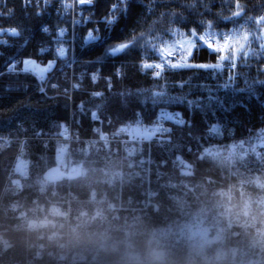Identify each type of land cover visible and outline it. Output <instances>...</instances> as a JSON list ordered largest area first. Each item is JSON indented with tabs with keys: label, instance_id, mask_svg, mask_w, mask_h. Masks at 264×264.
I'll list each match as a JSON object with an SVG mask.
<instances>
[{
	"label": "trees",
	"instance_id": "16d2710c",
	"mask_svg": "<svg viewBox=\"0 0 264 264\" xmlns=\"http://www.w3.org/2000/svg\"><path fill=\"white\" fill-rule=\"evenodd\" d=\"M110 2L97 0L96 13L82 11L87 19L80 18V25L75 26L72 67L67 65L71 56L54 54L60 44L54 40L55 30L65 26L72 32L68 17L60 16L61 7L46 8L41 0H9L0 5V25L21 32L20 37L8 36L7 44L0 45V141H12L8 156L0 155V198L5 182L2 167L14 165V152L19 139L24 138L30 175L16 197L22 206L41 187L73 192L77 199L74 206H93L87 202L91 193L104 199V206L117 202L114 198L120 199L121 206H147L142 204L145 191L154 192L140 218L106 216L79 224L73 245L80 252L96 249L102 242L119 241L115 235L126 229L141 260L149 251L160 250L167 264H264V85L254 83L264 80L261 37H252L244 49L248 55L238 57V76L227 88L223 85L231 74L229 61H224V69L216 75L212 70L186 68L165 70L155 78L151 70L139 68L142 61L159 63L163 59L160 49H172L169 59L179 62V48L173 43L188 37L193 29L197 35L210 33L218 40L220 34L227 35L242 25L250 31L255 24L246 21L249 16L264 15V0H241L247 14L237 18V23L225 19L234 10L227 0H129L127 11L109 32L96 21ZM38 11L42 15L38 16ZM44 26L48 33L41 31ZM94 28H99L94 34L101 36L100 41L84 45L78 37ZM133 41L125 55L103 58L106 49ZM42 47L49 51L41 55ZM219 56L200 46L189 62L211 64L218 62ZM26 59L43 65L55 61L45 74L44 92L31 75L7 72L9 61ZM121 67L123 75L116 76ZM97 70L101 78L92 82L91 75ZM72 83L79 87L72 88ZM209 88L218 101L209 99ZM94 91L103 95L94 97ZM161 111L174 117L180 114L185 124L167 121L172 129L169 135L128 153L131 159L151 158L148 184L140 185L145 177L121 161L118 147L97 144L85 149L78 144L94 139L99 127L112 141L127 138L137 121L152 124ZM91 113H97L96 121ZM70 119L78 123L79 141L62 153L53 140ZM213 126L219 132L212 133ZM38 130L43 131V139L37 138ZM176 158L184 161L181 169L170 165ZM121 163L123 171L131 173L122 184L114 174ZM54 168L60 172L59 181L47 183L43 177ZM11 198L3 196L4 206ZM245 211L249 223L238 229L237 237L213 238L216 226ZM19 225L20 221L0 209V264H12L22 257L24 233ZM226 246L233 249L226 253Z\"/></svg>",
	"mask_w": 264,
	"mask_h": 264
},
{
	"label": "built area",
	"instance_id": "2783aa9c",
	"mask_svg": "<svg viewBox=\"0 0 264 264\" xmlns=\"http://www.w3.org/2000/svg\"><path fill=\"white\" fill-rule=\"evenodd\" d=\"M7 1L9 0H0V5L4 6ZM41 2L46 8L48 7L52 10H54V8L56 9V6L61 7L62 10H59V13H62V15L60 16L64 18L68 17V20L71 22L72 32H70L65 26L56 29L54 32L56 36L54 40H57L60 29L65 30L66 36L59 38L61 43L56 45L55 49L57 50L58 47L66 48L69 45V40L71 41L70 38L75 41L74 30L76 29V25H80L81 21L79 19L82 17L87 19V16H83V12L80 9L81 6L78 5L74 7L73 15H71L70 12L63 9L60 0H48L47 4L44 0H41ZM36 8L41 10L40 6H36ZM75 12H78V17H76ZM77 21H79V23H76ZM0 29L7 30L10 28L0 25ZM8 36L9 35L7 34H0V40L7 41ZM72 46L73 45L70 46L71 49ZM70 56V67H72L73 53H71ZM177 58L181 60V54H178ZM17 62V65H19L20 61ZM16 71H19V69H16ZM71 85V87L74 88L73 85L76 84L72 83ZM158 118L152 123V125L143 122L135 125L136 138H133L132 140L129 138H123L118 141H112L105 134L106 139L104 141L95 138L82 140L86 143L84 148L89 149L97 144H101L107 148L111 146L118 147V152L121 153V161L125 162L129 168H136L142 173L145 178L143 181L141 180L140 185H144V183H147L150 170V163L146 161V158L148 157L139 156L131 159L128 158V153L141 148L144 143L150 142L156 137L166 136L171 133H158L162 127L170 128L166 124V120H158ZM98 121L99 124H101V121ZM74 122L76 121L72 119L69 121L70 124H74ZM67 123L68 122L64 124ZM69 129L71 132V126ZM100 131L101 127L95 129V133L97 134H100ZM40 134V130L37 131V136ZM141 134H144V136H141ZM77 141H79V137L77 136L76 131H73L70 133V141H67L66 145L68 146L72 144V142ZM25 143L26 139H19L17 149L13 155L15 156V154H17L19 160H16L15 158V163L10 167L11 169L8 170V173L6 172V169L2 167L5 182L7 181L2 197L4 195H9L13 198L8 200L7 206H0V209L3 211V214H11L12 218L20 221L19 228L24 233L22 257L20 260L14 261L12 264H76V262H81V264H135L132 258L139 257V255L135 245L128 240L129 232L126 229L121 230V232L117 234V236H119V241L112 243L102 242L96 249L90 250L87 253H78L76 251L72 237L77 230V226L83 224L82 220L84 218H86L88 222L106 216L113 219H119L122 215H130L135 218H140L142 211L149 205V198L154 196V192L149 191L148 188L145 191L146 200H144L142 204L147 206H121L120 202H111L104 206V199L96 198V195L93 193L89 194V198L87 199V202L93 206H74L77 199L73 192L66 191L60 193L54 189L40 188L35 195L29 198L27 204L22 206L16 197L22 193V183L27 180L30 175V168L26 159L27 148ZM10 148L11 145L8 141H0V152H6L7 154ZM6 154L4 157L8 156ZM19 162H22V164L19 165ZM174 164L177 169H181L183 166V162L180 159H174ZM14 167H16V169ZM122 173L123 169L121 163V166H119L114 172L121 182L123 179L121 177ZM6 191L8 192L7 194H5ZM1 203L4 204L2 198ZM248 223L249 213L245 211L241 216H237L235 219L226 222L224 225L215 227L213 238L225 237L228 239L237 237L239 234L238 229L246 227ZM253 230L257 231L258 228L254 227ZM232 249L233 247L228 246L225 248L226 253ZM219 254H221L220 251ZM223 256L227 257V255L224 254Z\"/></svg>",
	"mask_w": 264,
	"mask_h": 264
},
{
	"label": "snow or ice",
	"instance_id": "6c2138e0",
	"mask_svg": "<svg viewBox=\"0 0 264 264\" xmlns=\"http://www.w3.org/2000/svg\"><path fill=\"white\" fill-rule=\"evenodd\" d=\"M29 3H32L33 0H28ZM38 2V0H37ZM44 2L47 4L48 0H44ZM62 3V7L65 11L75 7V6H81V11H90L92 13L97 12L98 4L97 0H73V3H66L64 0H60ZM228 6L230 8H234V10L231 12L230 16L225 17V19L231 23H237L238 20L237 18H242L247 14V9L245 6L241 4V0H227ZM129 5V0H111V2L107 5L106 10L103 11L102 15H100L99 19L96 21L98 25H104L105 26V31L111 32L114 28V26L117 24L118 19L122 14H124ZM264 7V5H262ZM151 11V9H149ZM38 16L42 15L41 12L37 13ZM76 23H79L77 21ZM246 23L251 24L254 23L259 30V36H257L256 32H252L249 30H246L245 27L242 25L240 29H235L232 32L228 33L227 35L220 34L219 40L215 38L214 34L210 33H205L203 35H197V31L193 29L190 33L189 36L191 37L190 39L183 41L182 44L179 46V49L181 51V56L182 59L179 62H173V60L169 59V57H172L173 51L172 49H160L159 51L161 52V56L163 59L159 63L152 64V63H144L143 61L140 63L139 68L141 70H144L145 72L147 70L152 71V75L155 78H160L162 74L165 72V70H175V69H186V68H197V69H204V70H212V74L216 75L219 71L223 70L225 65L224 61H229V71L231 72L230 75H228V83L224 84L223 87L227 88L230 83H232L235 78L238 76V73L235 72V69L237 67V59L238 57L243 54L244 56L248 55V53H245L244 49L248 45L250 39L252 37H261L264 36V15H259L256 17H248V20ZM209 28L212 27L211 23L208 25ZM41 31L44 33H48L49 29L48 27L44 26L41 28ZM99 32V28H94L90 30L87 33L86 37L79 38L83 40L84 45H89L92 44L93 42L100 41L101 36L95 35L94 33ZM0 34H7L10 37H20L21 32L17 31L16 29L10 28V29H0ZM65 36V30L60 29L59 35L57 38V43H61L60 37ZM220 41L223 43L221 44ZM134 43H117L113 47H110L106 49L105 54L103 58H118L122 55H125L126 52L128 51L129 48L132 47V44ZM238 45V47H233V44ZM7 44V41L5 40H0V45ZM184 45H187V47H184ZM200 46L207 47L211 52L214 53H220L219 60L216 63H190L189 59L193 54V51L197 49ZM176 47V46H173ZM261 48H264V43H261L260 45ZM48 48H41L40 49V54L43 55L44 53L48 52ZM66 49L64 47H58L57 49V55L58 57L63 58L66 54ZM186 53V55H185ZM24 67L20 69L21 72L23 73H32L33 75L36 76V78L41 82V86L39 87V90L41 92L45 91V88L43 86L44 81L46 79L45 73L50 72L54 66H55V61H50L45 67H39L36 64L35 60H24L23 61ZM16 71V63L13 61L8 62L7 66V72L8 73H13ZM0 75H3V73H0ZM116 76H122L123 71L122 67L117 68L115 72ZM101 78L100 70H97L96 73L91 75V80L92 82L97 81L98 79ZM108 80V87H112V81L111 78L108 77L106 78ZM254 83H259L264 85V80H257L254 81ZM54 88L56 85H52ZM73 87H79V85H73ZM235 90V89H233ZM209 92V99L210 100H217V97H214L212 95V89H208ZM103 93L99 91H94L92 92V96L94 97H100L102 96ZM159 96L160 93H157ZM180 114H176V116H172L164 111H161L159 114L158 120H166V121H174L176 124L179 125H184L185 121L183 119L179 118ZM97 113H91V119L93 121L97 120ZM139 123V121H137ZM172 129L170 128H161L158 133H168L171 132ZM212 133H217L219 132V128L217 126H213L211 128ZM261 147H264L262 145ZM256 149H253V152H255Z\"/></svg>",
	"mask_w": 264,
	"mask_h": 264
},
{
	"label": "rangeland",
	"instance_id": "374dc122",
	"mask_svg": "<svg viewBox=\"0 0 264 264\" xmlns=\"http://www.w3.org/2000/svg\"><path fill=\"white\" fill-rule=\"evenodd\" d=\"M64 2H66V3H73V0H64ZM60 4H61V6H62V3L60 2ZM74 9V7L73 8H71V9H69V10H67L68 12H70V14L71 15H73V10ZM75 15H76V17H78L79 16V14H78V12H75ZM73 17V16H72ZM250 31H252V32H256L257 34H260L259 33V30L257 29V27H256V25H255V27H253ZM88 33V32H87ZM87 33H86V35L84 36V37H86L87 36ZM57 35V34H56ZM58 35H59V33H58ZM65 36H66V34H65ZM64 36V37H65ZM60 38H62V37H60ZM191 37L190 36H188V37H183V38H180L179 40H177L176 42H174L173 43V46H176V47H178L179 48V46L182 44V42L183 41H186V40H188V39H190ZM71 39V41L69 40V45L65 48L67 51H66V54H65V56H70L71 55V53L69 52L70 51V49H71V45L74 43V40L72 39V38H70ZM261 39H262V43H264V36H261ZM222 42V41H221ZM223 43V42H222ZM176 47H174V48H176ZM184 47H187V45H184ZM178 54H180L181 53V51H180V49L178 50V52H177ZM54 54L56 55L57 54V50L56 49H54ZM177 54V55H178ZM185 55H186V53H185ZM26 60H29V59H26ZM30 60H33V59H30ZM17 61V60H16ZM16 61H14V63H16V69H19V71H20V69H22L23 67H24V64H23V61L24 60H22V61H20L19 63V65H17V63L18 62H16ZM36 64L39 66V67H45L47 64H42V62L40 63V62H38V61H36ZM67 65L70 67L71 66V62H67ZM17 72V71H16ZM16 72H13V73H16ZM17 73H23V72H17ZM25 74H31L32 76H33V74L32 73H25ZM46 74V73H45ZM35 76V75H34ZM33 76V77H34ZM34 79L35 80H37V82H38V86L40 87L41 86V82L36 78V76L34 77ZM72 86V85H71ZM72 92V91H71ZM70 91H69V95H70V93H71ZM70 99V98H69ZM73 113V111H71V114ZM69 121L70 120H68V123L67 124H62L61 125V127H60V130H59V136L57 137V139H55V140H53L54 141V143H56L58 146H59V148L62 150V153H64L65 151H67V150H65V149H67V145H66V142L67 141H70V133L71 132H73V131H76V134H77V129H78V124H77V122H74V124L73 123H69ZM138 123H136L135 125H137ZM135 125L133 126V128L131 129V131H129L128 132V134H131V135H128V137L127 138H129V139H133L134 138V136L136 135V130H135ZM150 125H152V124H150ZM70 126H71V132H70ZM36 135H37V132H36ZM78 135V134H77ZM96 137H95V139H97V140H102V141H104L105 139H106V137H105V131L104 130H102L101 129V131H100V134H97L96 133V135H95ZM141 136H144V134H141ZM149 136V135H148ZM51 140V139H50ZM50 140H48V141H50ZM4 141H8L9 143H10V145H11V143H12V141L11 140H4ZM48 141H46V143H48ZM19 143V142H18ZM72 143H75V142H72ZM77 144V143H76ZM80 146H82V147H84L85 146V142H83V141H80V143H78ZM92 148V147H91ZM8 153V152H7ZM5 154H6V152L5 153H3V152H0V155H4L5 156ZM13 158H16V160L18 159L19 160V157L17 156V154H15V156H13ZM22 164V162H19V165H21ZM4 169H6V172L8 173V170L9 169H11V168H6L5 166L3 167ZM15 169H16V167H14ZM5 179V178H4ZM11 182V181H10ZM6 184H7V181L6 182H4V186H3V188H2V191H1V198H2V200H3V197H2V194H3V191L5 190V187H6ZM23 184V183H22ZM8 192L6 191V193L5 194H7ZM1 198H0V206H4V204H2L1 203ZM92 214H93V212H92ZM83 223H88V221L86 220V218H84L83 220ZM217 227V226H216ZM124 230V229H123ZM115 237H119V236H117V235H115ZM72 239H73V237H72ZM226 248H227V246H226ZM219 253V252H218ZM220 255H222L223 256V253L222 254H220Z\"/></svg>",
	"mask_w": 264,
	"mask_h": 264
},
{
	"label": "clouds",
	"instance_id": "9594fccd",
	"mask_svg": "<svg viewBox=\"0 0 264 264\" xmlns=\"http://www.w3.org/2000/svg\"><path fill=\"white\" fill-rule=\"evenodd\" d=\"M132 260L135 264H167L165 254L160 250L149 251L143 260L139 257H133Z\"/></svg>",
	"mask_w": 264,
	"mask_h": 264
},
{
	"label": "bare ground",
	"instance_id": "6f19581e",
	"mask_svg": "<svg viewBox=\"0 0 264 264\" xmlns=\"http://www.w3.org/2000/svg\"><path fill=\"white\" fill-rule=\"evenodd\" d=\"M29 75H31V74H29ZM32 76V75H31ZM34 76V75H33ZM32 76V77H33ZM35 77V76H34ZM52 85H55V84H52ZM53 87V86H52ZM57 87V86H56ZM153 123V122H152ZM39 131V130H38ZM40 132H41V134L39 135V136H37V138H40V139H43L44 137H43V131L42 130H40ZM69 147H70V145H68L67 146V149H65V150H68L69 149ZM59 150H60V152H62V150L59 148ZM176 159H180L182 162H183V166H184V161L181 159V158H176ZM146 161H148L149 163L151 162V158L150 157H148V158H146ZM170 165L175 169V164H174V160H171V162H170ZM182 166V167H183ZM54 169H57V168H54ZM58 170V169H57ZM130 172H126V171H123V173H122V175H121V177L122 178H126V180H128V178H129V176H130ZM58 176L60 177V172H59V170H58ZM59 181V180H58ZM123 182H121L120 184H122ZM41 188H46V187H41ZM40 189V188H39ZM47 189H50V188H47ZM61 193V192H60ZM114 199H116V201H117V203L120 201V199L119 198H114ZM112 202H114L113 200H112ZM128 240L130 241V235L128 236ZM131 242V241H130ZM76 249V248H75ZM76 251L78 252V253H83V252H80L78 249H76ZM88 259V258H87ZM76 264H81V262H76Z\"/></svg>",
	"mask_w": 264,
	"mask_h": 264
},
{
	"label": "water",
	"instance_id": "95a60500",
	"mask_svg": "<svg viewBox=\"0 0 264 264\" xmlns=\"http://www.w3.org/2000/svg\"><path fill=\"white\" fill-rule=\"evenodd\" d=\"M43 179L47 182V183H50V184H53V183H57L58 180H59V176H58V170L57 169H51L50 171H48Z\"/></svg>",
	"mask_w": 264,
	"mask_h": 264
}]
</instances>
